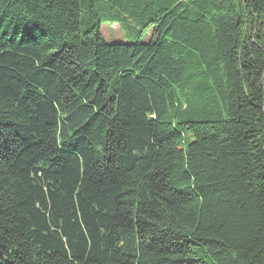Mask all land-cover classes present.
Segmentation results:
<instances>
[{"label": "trees", "instance_id": "obj_1", "mask_svg": "<svg viewBox=\"0 0 264 264\" xmlns=\"http://www.w3.org/2000/svg\"><path fill=\"white\" fill-rule=\"evenodd\" d=\"M263 80L264 0H0V264H264Z\"/></svg>", "mask_w": 264, "mask_h": 264}, {"label": "rangeland", "instance_id": "obj_2", "mask_svg": "<svg viewBox=\"0 0 264 264\" xmlns=\"http://www.w3.org/2000/svg\"><path fill=\"white\" fill-rule=\"evenodd\" d=\"M102 36L103 38L110 43H135L137 41L141 43H146L148 42L149 34L146 35L145 37H140L137 38L133 35H122L119 31L117 26H107L103 25L101 28Z\"/></svg>", "mask_w": 264, "mask_h": 264}, {"label": "water", "instance_id": "obj_3", "mask_svg": "<svg viewBox=\"0 0 264 264\" xmlns=\"http://www.w3.org/2000/svg\"><path fill=\"white\" fill-rule=\"evenodd\" d=\"M263 82H264V80H263Z\"/></svg>", "mask_w": 264, "mask_h": 264}]
</instances>
